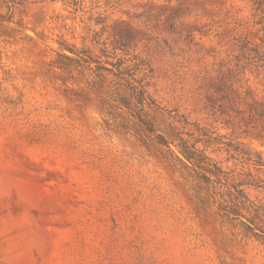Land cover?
Masks as SVG:
<instances>
[{
  "label": "rangeland",
  "instance_id": "374dc122",
  "mask_svg": "<svg viewBox=\"0 0 264 264\" xmlns=\"http://www.w3.org/2000/svg\"><path fill=\"white\" fill-rule=\"evenodd\" d=\"M201 2L109 9L101 0L91 10L86 0L76 12L59 1L0 3V264H264V246L221 224L218 198L174 136L234 175L253 168L229 142L264 159L256 131L241 123L232 135L214 89L228 41L253 39L258 27L240 0L228 2L235 21ZM61 55L81 60L65 67ZM96 66L112 72L99 79ZM117 70H130L162 108L149 112L154 131L121 104L131 92ZM248 194L264 204V192Z\"/></svg>",
  "mask_w": 264,
  "mask_h": 264
},
{
  "label": "trees",
  "instance_id": "16d2710c",
  "mask_svg": "<svg viewBox=\"0 0 264 264\" xmlns=\"http://www.w3.org/2000/svg\"><path fill=\"white\" fill-rule=\"evenodd\" d=\"M28 0H0L8 10H12L17 6L23 7ZM49 2L59 1L63 6L74 10H80L85 4L86 0H42ZM93 9L101 8V0H89ZM119 0H103V6L106 8H113ZM159 2L160 0H153ZM167 4L180 3L181 0H161ZM249 6L251 11V23L254 27H258L253 34V39L248 37H235L231 42L228 41L226 45L229 47L224 51L225 59L219 67L217 83L215 84V92L219 99V114L225 119L226 125L229 128H234L232 135L235 134V127L240 128L241 123L246 129L256 131L252 134L250 139H255L264 146V0H240ZM229 0H202L201 4L205 8H214L220 13H224V18L227 20H237L234 16L238 13L233 12L235 9L233 4H228ZM93 19L95 25H104L106 18L102 13H96ZM174 21V20H173ZM169 22L168 31L172 34H178L175 26ZM229 24L228 22L226 23ZM240 23H238L239 25ZM240 26V25H239ZM188 35H192L193 30L187 31ZM128 40L131 38H127ZM257 39L259 42H257ZM132 41V40H131ZM128 43V42H127ZM117 48L124 50L128 47L125 38L114 40ZM116 50V48H114ZM73 53L72 50H69ZM77 56V55H75ZM65 60L69 65H78L79 60H74L68 57L59 56ZM111 67L113 65L109 64ZM89 69V68H88ZM119 69V67L117 68ZM90 70V69H89ZM118 71V76H125L120 78L126 81L127 88L131 93H127V99L133 98L134 102L131 104L130 100H121V104L126 109L132 110L135 114V119L139 121V127L143 132H152L153 118L152 114L163 116V110L148 94L146 86L140 81H136L134 75L130 70ZM111 73L112 70L101 66H96V77L102 79V73ZM135 82L137 85H132L129 81ZM151 112V113H149ZM150 117V118H149ZM149 118V120L147 119ZM162 118V117H161ZM151 120V121H150ZM170 123L169 125H171ZM174 130V128H172ZM247 132V131H245ZM205 135V134H204ZM212 133L207 136L209 144H212L214 138ZM173 136V135H172ZM175 139L180 141V154L183 156L186 163L190 166H195L200 171L204 172L202 175H196L195 178L200 184L204 185L203 191H211L212 198H218L217 216L223 225H229L236 230L243 238L253 239L262 246H264V204H260L250 199L248 190L256 192H264V159L259 153H252L244 150L240 146L242 143H237L232 146L229 142L227 147H232L236 156L243 162V165H250L253 172L247 170V173H237L234 175V170H223L218 163H215L209 158L205 150L196 148L195 144L187 145L185 141L174 134ZM206 136V135H205ZM157 143L166 146L167 143L160 131L155 136ZM239 158L231 156L230 159L238 161ZM201 185H198L200 188ZM220 189V190H219ZM216 193V194H215ZM217 196V197H216ZM200 202H202L200 200ZM203 203V202H202Z\"/></svg>",
  "mask_w": 264,
  "mask_h": 264
}]
</instances>
